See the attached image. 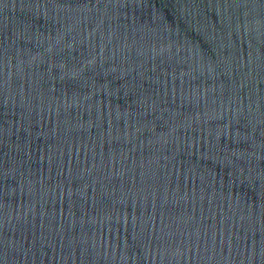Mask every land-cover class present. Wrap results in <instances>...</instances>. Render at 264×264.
Returning <instances> with one entry per match:
<instances>
[{"label":"water","instance_id":"water-1","mask_svg":"<svg viewBox=\"0 0 264 264\" xmlns=\"http://www.w3.org/2000/svg\"><path fill=\"white\" fill-rule=\"evenodd\" d=\"M0 264H264V0H0Z\"/></svg>","mask_w":264,"mask_h":264}]
</instances>
